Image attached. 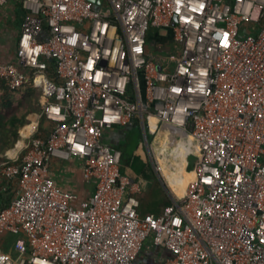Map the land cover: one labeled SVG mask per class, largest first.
I'll return each instance as SVG.
<instances>
[{"label": "built area", "instance_id": "1", "mask_svg": "<svg viewBox=\"0 0 264 264\" xmlns=\"http://www.w3.org/2000/svg\"><path fill=\"white\" fill-rule=\"evenodd\" d=\"M12 1L21 25L0 79L41 89L48 129L0 161L17 183L0 264H130L148 239L171 252L162 264H264V0ZM146 111L195 155L183 195L156 214L138 211L141 184L103 140L145 130ZM72 157L85 198L50 173Z\"/></svg>", "mask_w": 264, "mask_h": 264}, {"label": "crops", "instance_id": "2", "mask_svg": "<svg viewBox=\"0 0 264 264\" xmlns=\"http://www.w3.org/2000/svg\"><path fill=\"white\" fill-rule=\"evenodd\" d=\"M17 7L18 5L16 4V2L12 0L8 1L6 4L0 7V32H1L0 59L2 60L10 59L13 53L12 51V53L9 54L8 48L3 46V44L1 43L3 36L7 33V31L12 30L14 32V45H15V40L17 39L19 34L20 25H21L20 12H19L20 14H19L18 27H16V24H14L16 20ZM3 55L4 56L6 55V57L3 58ZM38 116L43 118V116L40 114V110ZM43 120L44 122L41 123V127L43 130L41 134L45 135L48 129V123L44 118ZM29 123H33V127L30 129V131L27 134H22L21 130ZM38 123L39 121L37 117H34L33 119L31 118V120L26 122L20 129L21 136L19 139H17L15 146L11 149L4 150V152H2L0 156L4 157L7 160H13L16 157L20 156L23 152L24 144L28 141L29 137L33 136L35 132L38 130L39 128ZM155 123L157 124L156 120ZM122 130H129V129L127 128L122 129L116 127L111 128L105 131L103 140L114 146L115 144H117L119 141L122 140V137L125 134V132H123ZM165 130L169 131V129H165ZM61 161L64 162L58 165V163H60ZM123 167L124 169L122 170V173L127 174L130 177L132 176V178L134 177V179H137L141 183L142 189L147 185V181L142 180L143 178L141 177V175L135 174L128 165H125ZM49 168H50L51 176L55 180L56 184H58L62 188L74 191L79 198H85L91 192L92 185L83 176L82 162L80 159L76 157H72L68 160H58L56 158H52L49 162ZM16 188H17L16 180L14 179L6 180L0 174V204L5 205L6 203H8L13 197ZM139 192H141V189ZM9 194L10 197L9 199H7ZM8 247L5 250H7ZM170 255L171 252L167 248H165L161 242L155 239H148L144 242L142 249L136 255V257L131 261L130 264H162L163 260Z\"/></svg>", "mask_w": 264, "mask_h": 264}, {"label": "trees", "instance_id": "3", "mask_svg": "<svg viewBox=\"0 0 264 264\" xmlns=\"http://www.w3.org/2000/svg\"><path fill=\"white\" fill-rule=\"evenodd\" d=\"M47 64V75L48 77L53 78L52 64L49 60H47ZM34 89L35 85L32 82H28L16 88H10L6 85L4 80L0 79V154L15 143L19 135V128L25 123L27 116L34 109V106L30 103L31 98L33 97L32 94H34L35 91ZM148 113L149 112L147 111L143 112L146 133L155 130L157 125L155 123V118L149 116ZM137 125L138 124L132 126ZM32 126V123L27 124L21 130L22 134L28 132ZM42 131L41 124H39V128L34 135H43L41 134ZM122 131L125 132L122 140L114 145V147L118 148L121 152V172L124 169L123 166L128 165L135 174L141 175L143 178L142 180L147 181L148 179H151V182L143 187V189L141 187V192L137 194L139 200L138 211L141 214H156L160 212L165 205L171 203L173 198L179 199L181 196L172 194L169 197L165 193L158 179L150 176L147 162L144 161L140 155L133 153L138 145L139 139L133 142L129 138L128 130ZM3 160L6 159L0 156V161ZM193 162L188 168L189 170L193 169ZM9 197L10 194L7 199H9ZM5 205L0 204V207Z\"/></svg>", "mask_w": 264, "mask_h": 264}, {"label": "rangeland", "instance_id": "4", "mask_svg": "<svg viewBox=\"0 0 264 264\" xmlns=\"http://www.w3.org/2000/svg\"><path fill=\"white\" fill-rule=\"evenodd\" d=\"M19 12L21 13L19 7H17L16 20L14 22L16 27H18L19 24ZM1 43L3 46L8 48L9 54H11L14 48V32L12 30L7 31V33L3 36ZM151 49L154 50L155 48L152 46ZM5 57L6 55H3V58ZM34 90V94H32L33 97L30 101V103L34 106V109L27 116L25 123L31 120V118L33 119L34 117H37L39 121L38 124H41L44 120L42 117L38 116V113L42 101V91L36 86ZM22 126L18 130L19 135L17 139L21 136L20 129ZM165 128L166 127L162 126L160 122H157L155 130H151L147 133L145 130V139L143 129L141 125L138 124L137 126L129 128L128 135L130 140L133 142L139 139L138 146L134 150V153L140 155L142 159L147 162L150 176L158 179L165 193L169 197L172 194L181 196L183 194V188L185 189L184 186L187 180L193 175V172L188 168L194 161L195 155L193 151L189 149L188 144L184 142L187 140L190 141L188 136H184L173 130H165ZM15 143L7 149L13 148ZM63 162L64 161H61L58 165ZM150 182L151 179H148L147 184ZM13 239L14 236L12 235H6L5 237L0 235V249H6L10 246Z\"/></svg>", "mask_w": 264, "mask_h": 264}, {"label": "bare ground", "instance_id": "5", "mask_svg": "<svg viewBox=\"0 0 264 264\" xmlns=\"http://www.w3.org/2000/svg\"><path fill=\"white\" fill-rule=\"evenodd\" d=\"M29 131H30V130H29ZM29 131H28V132H29ZM28 132H27V133H28ZM27 133H26V134H27ZM181 134L183 135V133H181ZM160 135H161V134H160ZM179 136H180V135H179ZM181 140H183V139H181ZM158 141H159V140H158ZM183 141H184V140H183ZM184 142H186V143L188 144L189 149L192 150L191 142H190L189 140L184 141ZM190 178H191V177H190ZM188 180H189V179H188ZM188 180H187V181H188ZM184 187H185V186H184ZM183 192H184V188H183L182 193H183Z\"/></svg>", "mask_w": 264, "mask_h": 264}, {"label": "water", "instance_id": "6", "mask_svg": "<svg viewBox=\"0 0 264 264\" xmlns=\"http://www.w3.org/2000/svg\"><path fill=\"white\" fill-rule=\"evenodd\" d=\"M97 7V6H96ZM144 138L146 139L145 130H143Z\"/></svg>", "mask_w": 264, "mask_h": 264}]
</instances>
